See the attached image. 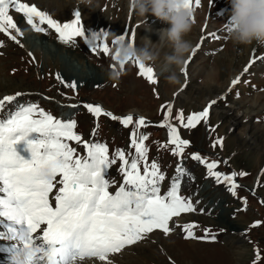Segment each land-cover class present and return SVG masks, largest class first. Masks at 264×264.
I'll use <instances>...</instances> for the list:
<instances>
[{
  "label": "rangeland",
  "instance_id": "rangeland-1",
  "mask_svg": "<svg viewBox=\"0 0 264 264\" xmlns=\"http://www.w3.org/2000/svg\"><path fill=\"white\" fill-rule=\"evenodd\" d=\"M25 2L35 4L60 23L75 19L74 13L79 11L87 39L98 34L100 40L93 43H106L109 53L105 55L99 49L92 52L85 37H75L74 42L65 44L46 25H42L46 33H36L13 11L24 32L18 37L24 47L0 33V99L20 92L23 95L17 97L18 103H34L58 119L77 121L75 131L85 140L106 144L110 156L117 149L134 154L130 147L133 126L124 127L103 115L94 117L84 104L99 105L116 116L131 115L134 122L142 117L149 126L137 131L149 134L145 141L148 162L155 160L165 174L161 193L169 189L178 163L190 174L182 177L180 195L190 198L196 210L174 217L176 223L170 221L174 230L167 237L154 230L147 239L113 254V264H264V60L255 56L249 62L256 52L250 46L233 44L227 28L220 26L225 1L201 0L192 6L194 26L186 36L191 51L185 59V71L178 73L175 84L168 83V73L161 71L163 55L170 51L167 47L160 51L159 60L145 65L153 69L156 84L141 76L139 66L131 61L124 64L118 78L109 77L110 70L121 68L113 59L112 41L117 36L125 35L137 46L158 47V30L154 32L157 22L152 17L149 23L142 20L130 8V0H93L91 6L77 0ZM211 26L214 35L201 39L203 31ZM258 48L264 50V46ZM238 57H242L240 63ZM232 79L238 83H229ZM73 81L78 85L75 90L65 86ZM213 100L216 103L209 107L207 119L194 128H184L176 120L182 112L186 122L187 116L202 111ZM68 104L75 107L68 108ZM169 105L170 122L178 126L182 139L190 141L179 157L167 144V129L158 127ZM14 106L6 105L4 111ZM231 107L233 110H229ZM218 140L222 144L216 143ZM69 143L84 154L81 146ZM193 153L207 157L208 163L213 158L218 160L216 170L221 173L236 172V195L227 184L217 183L208 175L206 167L192 159ZM119 166L117 160L106 173L107 179L115 181L112 192L122 181ZM241 172L246 175L240 176ZM185 223L195 225L196 238H185Z\"/></svg>",
  "mask_w": 264,
  "mask_h": 264
},
{
  "label": "snow or ice",
  "instance_id": "snow-or-ice-1",
  "mask_svg": "<svg viewBox=\"0 0 264 264\" xmlns=\"http://www.w3.org/2000/svg\"><path fill=\"white\" fill-rule=\"evenodd\" d=\"M200 2L195 0L197 5ZM187 4L192 10V0H187ZM13 11L36 33L52 29L65 44L74 42L75 37H85L92 52L99 49L105 55L109 53L106 43H93L100 40L98 34L93 33L87 39L79 11L74 13L75 19L60 23L25 0H0V33L20 47L24 45L18 37H23L24 32L11 14ZM225 27L228 31L229 24ZM116 39H125V35ZM134 63L139 66L141 76L152 84L157 83L151 67ZM57 78L60 79L59 75ZM236 83L237 80L232 81L233 85ZM65 86L75 90L78 85L73 81ZM22 95L17 92L0 99V227L3 228L0 241L10 242L3 249L9 264H17L21 256L25 264H113V254L147 239L154 230L167 237L174 230L170 227V221L176 223L174 217L196 210L190 198L180 195L182 177L190 176L182 163L177 164L169 189L161 193L165 174L155 160L148 162L145 141L149 134L137 131L149 126L144 118L134 122L131 115L116 116L99 105L84 104L94 117L103 115L124 127L133 126L130 147L134 154L117 149L110 156L106 144L85 140L75 131L77 121L58 119L34 103H18L17 97ZM215 103L213 100L202 111L187 116L186 122L182 112L175 118L180 126L194 128L207 119L209 107ZM11 104H15L14 109L5 112L6 105ZM171 115L169 105L158 127L167 129V144L173 146L172 154L179 157L190 141L181 138L178 126L170 122ZM69 142L81 146L84 154ZM192 159L203 164L208 175L217 183L227 184L228 190L236 195L239 187L234 179L236 172L229 175L216 170L219 161L214 158L208 163L207 157L193 153ZM117 160L122 181L112 192L110 188L115 181L107 179L106 173ZM194 227L192 223L182 225L185 238H196Z\"/></svg>",
  "mask_w": 264,
  "mask_h": 264
},
{
  "label": "clouds",
  "instance_id": "clouds-1",
  "mask_svg": "<svg viewBox=\"0 0 264 264\" xmlns=\"http://www.w3.org/2000/svg\"><path fill=\"white\" fill-rule=\"evenodd\" d=\"M78 4L91 6L93 0H77ZM231 15L228 38L235 45L249 46L253 43L264 46V0H229ZM130 8L140 16L155 17L167 24V28L158 30V47L149 44L137 46L126 39H114L113 55L117 65L127 62L154 64L160 59V51L167 47L170 51L163 55L161 71L168 73L166 80L170 84L178 81L185 59L191 51V43L186 36L194 26L193 11L187 0H130ZM149 43L152 42L149 40ZM122 68L110 70V78H118ZM17 264H25L23 256L17 258Z\"/></svg>",
  "mask_w": 264,
  "mask_h": 264
},
{
  "label": "bare ground",
  "instance_id": "bare-ground-1",
  "mask_svg": "<svg viewBox=\"0 0 264 264\" xmlns=\"http://www.w3.org/2000/svg\"><path fill=\"white\" fill-rule=\"evenodd\" d=\"M213 1V0H212ZM225 1V4H224V6H223V8H224V11H225V16L223 17V18H221V20H220V26H225L228 22H229V20H230V15H231V5H230V3H229V0H224ZM194 5H195V0H192V5H191V7L193 6L194 7ZM223 14H224V12H223ZM223 16V15H222ZM151 17H152V19L154 20V21H156L157 22V24H158V26L154 29V32H156L157 30H160V29H163V28H167L168 27V25L167 24H164V23H162V22H160L159 20H157L155 17H153V16H151V15H148L147 16V18H144V17H142V20H144V19H146L145 21L146 22H151V21H153V20H151ZM141 20V21H142ZM151 20V21H150ZM140 23H142V22H140ZM147 23V24H148ZM215 28L213 27V26H211V27H209L208 29H205L204 31H203V33L201 34V36L203 35V38H207L211 33L210 32H212L213 30H214ZM196 44H197V42H196ZM197 46V45H196ZM236 46H239V47H243L242 45H236ZM250 46V49L251 50H253L254 52H256V54L249 60V62H251L252 63V61H253V59L255 58V56H257V59L259 58V59H262V60H264V50L263 49H259L258 47H260L259 45H257V44H255V43H253L252 45H249ZM236 59H238V63H240L241 62V59H242V57H238V58H236ZM263 69H264V67H262ZM233 80H235V79H232V80H230L229 81V83L230 82H232ZM228 83V84H229ZM238 83V82H237ZM228 87V86H227ZM220 93H223V92H220ZM232 109V107L229 109V110H231ZM228 110V111H229ZM233 110V109H232ZM229 113H232L231 111H229ZM226 114H227V112H226ZM228 115V114H227ZM231 118L233 117V115H231L230 116ZM238 117V116H237ZM234 118H235V116H234ZM233 119V118H232ZM235 120V119H234ZM0 231H3V228L2 227H0ZM5 241H0V264H9V260H8V255H7V253H5L4 251H3V249L4 248H6V247H8L9 246V243L10 242H8V244H6V243H4ZM127 248V247H126Z\"/></svg>",
  "mask_w": 264,
  "mask_h": 264
}]
</instances>
